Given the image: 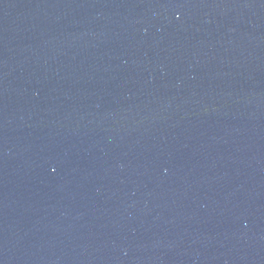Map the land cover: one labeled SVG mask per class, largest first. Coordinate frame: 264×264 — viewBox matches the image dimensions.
Here are the masks:
<instances>
[{
  "label": "water",
  "instance_id": "95a60500",
  "mask_svg": "<svg viewBox=\"0 0 264 264\" xmlns=\"http://www.w3.org/2000/svg\"><path fill=\"white\" fill-rule=\"evenodd\" d=\"M0 264H264V0H0Z\"/></svg>",
  "mask_w": 264,
  "mask_h": 264
}]
</instances>
